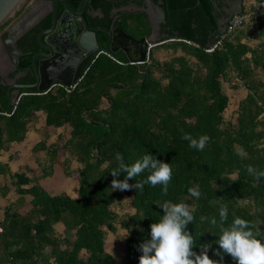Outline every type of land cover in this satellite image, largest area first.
<instances>
[{
  "label": "trees",
  "instance_id": "1",
  "mask_svg": "<svg viewBox=\"0 0 264 264\" xmlns=\"http://www.w3.org/2000/svg\"><path fill=\"white\" fill-rule=\"evenodd\" d=\"M69 1L74 8L80 3ZM152 1L165 11L163 31L167 33L155 47L167 45L163 48L173 51L171 58L160 61L152 48L141 72L126 57L108 50L109 36L98 30L96 36L103 51L89 63L75 88H24L25 94L8 110L0 105V154L11 142L23 140L38 111L45 113L46 136L48 130L60 127L69 128L70 134L61 146L46 145V137L37 144L36 149L45 150L50 162L39 175L30 166L11 172L8 163L0 161V174H9L22 200L31 196L27 211L15 204L6 207L0 221V247H4L0 249V263L119 264L107 250L106 239L108 230H117L119 214L114 204L125 197H132L135 211L119 222L121 228L130 231L124 238L122 264H138L140 244L150 237L151 223L162 215L160 203L164 201H183L194 210V220L187 227L197 242L195 250L201 251V245L210 243L209 255L222 260V264L236 261L222 249L219 254L215 251L219 248L216 240L221 230V204L228 205L225 226L234 216H242L264 232V177L257 180L247 171L249 164L264 169V80L258 75V69H264V12L208 52L205 48L215 41L212 34L218 29L219 19L213 0ZM112 2L89 0L105 13L97 19L88 15L90 22L109 27ZM44 22L49 26L51 15ZM255 23L259 28L252 34ZM119 25L136 38L151 32L144 12L127 13ZM255 34L260 41L252 46L248 39ZM37 48L35 33L23 47L20 67L32 65ZM157 70L159 75L155 74ZM232 78L240 81L247 93L239 102L235 120L226 121L224 112L230 96L223 81ZM132 93L136 96L127 100ZM185 133L197 140L207 134L209 139L200 149L190 145ZM66 153L78 163L77 197L65 191L53 194L39 181L54 174V163ZM145 153L172 164L167 193L161 184L150 183L140 189L113 190L110 169L118 164L117 154L132 164ZM148 174L145 170L129 182L143 181ZM125 176L121 171L119 178ZM190 187L198 188L201 195L189 193ZM2 188L5 191L10 186ZM213 217L216 224L211 223ZM57 223L64 226L60 233Z\"/></svg>",
  "mask_w": 264,
  "mask_h": 264
},
{
  "label": "water",
  "instance_id": "2",
  "mask_svg": "<svg viewBox=\"0 0 264 264\" xmlns=\"http://www.w3.org/2000/svg\"><path fill=\"white\" fill-rule=\"evenodd\" d=\"M23 0H0V26L16 11ZM89 0H81L78 9H75L67 0H36L29 9L25 11L11 26L0 34V46L6 44L16 51L15 41L21 36L22 31H17L18 26H23L30 19L31 11L41 6H47L52 14V24L49 29L38 33L39 49L32 56V66L36 76L34 83L17 84L18 91L15 98L5 106L1 99L2 110H8L16 104L19 95L25 94L21 91L23 88L37 87L39 91H47L55 84L71 85L78 82L84 75L86 65L94 59L101 49L97 40L96 31L101 28H92L87 25L84 11ZM147 6L130 7L133 12L144 11L148 15L151 25V33L147 37L140 39L126 33L120 27L111 26L107 30L109 43L107 49L119 55L123 53L130 64H135L141 72H144L151 49L162 43V37L167 34L159 35V19L165 21V11L157 5L155 8L159 13V18L154 15V4L152 0H146ZM230 2V1H229ZM64 5V11L59 16V4ZM217 6V2L214 1ZM233 7L228 11L230 16L240 13L243 10V1L234 0ZM228 18L220 17L218 19V29L212 34L213 39H218L220 34L227 28ZM29 24H26L28 26ZM46 49L47 51L43 50ZM42 55L47 58H41L37 61V56ZM84 55L83 60L81 56ZM11 63L18 66L19 59L11 56ZM9 63V61H8ZM75 74L73 75V73ZM5 76V73L2 75ZM53 84V85H52ZM136 93H132L126 99L132 100Z\"/></svg>",
  "mask_w": 264,
  "mask_h": 264
},
{
  "label": "clouds",
  "instance_id": "3",
  "mask_svg": "<svg viewBox=\"0 0 264 264\" xmlns=\"http://www.w3.org/2000/svg\"><path fill=\"white\" fill-rule=\"evenodd\" d=\"M184 138L190 141L192 147L203 149L205 142L209 139L207 134L200 136L199 140L185 133ZM118 164L111 168L113 179L112 189H128L135 187L143 188L144 184H161L162 191L167 193L168 183L172 178V164L166 160L158 159L152 153H145L134 163L127 164L121 155L117 154ZM148 170L147 177L134 184L129 178L138 177L142 172ZM121 171L126 172L123 179L119 178ZM247 171L257 180L264 177V169L247 165ZM189 193L199 197L201 192L196 187H190ZM164 209L162 215L151 223L150 237L145 238L140 244L141 255L138 264H222L209 255L210 243L201 245V251L195 250L197 244L193 232L187 227L194 220V210L183 201L160 203ZM220 234L216 243L219 254L222 249L224 253L230 254L236 264H264V232L252 226L251 221L242 217L234 216L232 222L227 226L223 221L228 218V205L221 204L219 210ZM206 219V217L204 218ZM212 224L217 220L213 217ZM130 234V231L124 236Z\"/></svg>",
  "mask_w": 264,
  "mask_h": 264
},
{
  "label": "flooded vegetation",
  "instance_id": "4",
  "mask_svg": "<svg viewBox=\"0 0 264 264\" xmlns=\"http://www.w3.org/2000/svg\"><path fill=\"white\" fill-rule=\"evenodd\" d=\"M34 1H36V0H34ZM67 1L71 4V1H69V0H67ZM111 1H113V2H112V7L110 8V11H109V16L112 17V23L109 27H106V26L101 27V26H98V25L90 22L88 15H90L91 18L97 19V18H103L105 16V13L102 10H100L99 8L92 6L88 1L87 5H86V9L84 11L85 20H86V23L88 26H90L92 28H101L99 30H103L106 32L107 30L112 29L111 26L120 27L119 23L121 22V20H123L124 15H126L127 13H130V12H133V11L129 10L128 7H130L132 9V7L147 6L146 0H111ZM213 1L217 2L216 7H217V12H218L219 18L220 17H224V18L229 17V19H230L231 16H230V13L228 11H230V9L233 7L232 2L234 0H213ZM242 1L244 2V0H242ZM33 2H31V4ZM116 3L118 4V6H116ZM31 4H29L27 7H25L18 14V16L15 18V20L11 24H13L25 11H27L29 9V7L31 6ZM153 4H154V9H155L154 15L156 18H159V13L155 7L157 5L160 6V4L155 3V2H153ZM88 6H90V7H88ZM78 7H79V4L77 7H75V9H78ZM64 9H65L64 5L62 3H60L59 4V16H61ZM36 11H37V13H35V10H32L31 11L32 14L30 15L31 18L26 20V22H27L26 24H29L28 26H26V24H25L23 26L17 27V31H22V34L14 42L16 45V51L12 50V48L9 47L8 45H6L5 43L2 44V46H0V99H1L2 103H5V106H7L15 98L16 93L18 91V88L16 86L17 84L34 83L36 81V76H35L32 65L26 69L20 67V65H19L20 59L24 54L23 47H26V45L29 44L30 41H32L34 39L35 33H36V37H37L38 33L40 31L49 29L51 27V24H52V20H51V24L49 26L46 25V23L44 22V20L46 18H48L50 15H51V19H52V14H51L52 11L49 12V9L47 6H45V5L41 6V7L37 8ZM137 12H144V11H137ZM144 13L146 14V18L148 19L147 13L146 12H144ZM165 22H166V19H165V21L159 19V28H160L159 34L160 35L167 34L165 31H163V24H165ZM11 24L9 26H11ZM227 24H228V22H227ZM104 25H106V22L104 23ZM121 29L123 30V28H121ZM4 31H5V29L2 32H4ZM123 31H125V30H123ZM2 32H0V34ZM126 33H128V32H126ZM128 34H130V33H128ZM137 39H140V38H137ZM99 45H100V43H99ZM39 47L40 46H39V42H38V48L34 49L33 51L36 52L39 49ZM43 50L47 51L44 48H43ZM119 55L126 57L123 53H120ZM11 56H16L17 60L19 59L17 67L15 66V64L11 63V61H10ZM81 57H82L81 60H83L84 55H82ZM41 58H47V57L39 55V56H37V61H39ZM8 61H9V63H8ZM89 63L85 67L86 70L88 69ZM75 72L76 71H74L73 75L75 74ZM3 73H5L4 77L2 76ZM25 80H29V82L25 81ZM23 90H24V88L21 91H23Z\"/></svg>",
  "mask_w": 264,
  "mask_h": 264
},
{
  "label": "rangeland",
  "instance_id": "5",
  "mask_svg": "<svg viewBox=\"0 0 264 264\" xmlns=\"http://www.w3.org/2000/svg\"><path fill=\"white\" fill-rule=\"evenodd\" d=\"M30 0H23L16 11L7 19L8 23L2 24L0 26V32H2L4 29H6L18 16V14L27 6V3ZM253 28H251L252 31H257L259 26L257 23L253 24ZM244 27V26H243ZM249 30V28H245ZM256 37V34L254 35ZM252 39H248L252 41ZM254 42V41H252ZM253 44V43H251ZM167 45H163L162 47H153L154 55L157 59L160 61H164L165 59L171 58L174 53L169 48H163ZM156 75H159V70L155 72ZM258 75L260 78L264 80V69H258ZM166 81V79H165ZM224 90L228 93L230 96V102L228 107L226 108L224 112V116L226 121H234L235 117L237 116L236 110L239 105V102L245 97L247 93V89L241 84L240 81L236 80V78H232L228 81H223ZM42 119L43 114L41 111H39L34 118L37 120ZM58 132H62L63 135H59ZM50 138L47 139V141H54L52 142L54 145H62L65 140L70 136L69 129H66L64 127H60L58 129H51L49 132ZM51 143V144H52ZM50 144V145H51ZM45 162L50 163L49 159L45 158ZM59 166H56L57 172L55 171L54 174L50 175L51 177L45 178V185L46 187L52 191V192H59V191H68L71 196L74 195L75 188L70 187V184L73 182L78 181V177L75 176L76 170L79 168L77 161H75L70 155L68 156V153H66L64 156L61 157L60 162H57ZM65 167L67 170H65ZM62 179V180H61ZM79 182V181H78ZM19 208V206H17ZM114 207L116 208L119 218L116 222L117 230L116 232H112L108 230L107 233V239H106V247L107 250L113 253V255L116 257V260L119 264H122L125 262V256H124V236L128 233V230L125 228L120 227V219L126 216L129 213H132L135 211L133 204H132V197H125L124 199H121L119 202H116L114 204ZM1 231V230H0Z\"/></svg>",
  "mask_w": 264,
  "mask_h": 264
},
{
  "label": "crops",
  "instance_id": "6",
  "mask_svg": "<svg viewBox=\"0 0 264 264\" xmlns=\"http://www.w3.org/2000/svg\"><path fill=\"white\" fill-rule=\"evenodd\" d=\"M249 4L247 0H244L243 2V10L248 8ZM254 25L251 27L253 28ZM160 29V28H159ZM256 31H252V34L255 33ZM159 34V33H158ZM160 35V34H159ZM251 38L252 41H249V43L252 46L257 44L260 40L258 37L252 36ZM250 38V39H251ZM245 40V39H243ZM53 87V86H52ZM39 112V111H38ZM37 112V113H38ZM42 112V111H41ZM42 119L37 120L36 118H33V120L30 122L29 128L26 131L25 137L21 141H13L9 144L8 149H3L0 154V161L4 163H8L10 171L15 172L18 170L23 169V167L30 166L33 168V172H35L37 175L41 173V170L50 163L45 162V158H47V153L45 150H37L36 146L37 144L41 141V139L46 137V145H50L52 142L47 141L48 138H50V134L47 136L45 135V126H44V121H45V113H43ZM69 129V128H66ZM48 131H51L48 130ZM59 135L63 134L62 132H58ZM60 162V161H59ZM56 166H59L58 163H54V170L57 172ZM55 173V172H54ZM29 176L32 175L31 172L27 173ZM51 176H46V177H41L39 179L40 183L47 189L49 190L46 185H45V178H48ZM62 180V179H61ZM4 185H9L10 188L4 191L2 186ZM75 188L74 191V197L78 196V181L73 182L70 184V187ZM16 187L11 184L10 182V177L9 174H0V221L4 218L5 215V210L6 207L15 204V206H19V209L27 211L31 208V203H30V195H26L25 198L22 200V198L17 194L16 192ZM50 191V190H49ZM51 193H59V192H52ZM65 192L69 193L68 191L65 190ZM70 194V193H69ZM26 199V200H25ZM25 200V201H24ZM23 202V203H21ZM17 204V205H16ZM1 226V225H0ZM56 229L58 230V233L63 231V224L62 223H57L55 224ZM4 249V247L1 245L0 249ZM0 264H12L11 261H5ZM38 264H44L43 262L38 263Z\"/></svg>",
  "mask_w": 264,
  "mask_h": 264
},
{
  "label": "built area",
  "instance_id": "7",
  "mask_svg": "<svg viewBox=\"0 0 264 264\" xmlns=\"http://www.w3.org/2000/svg\"><path fill=\"white\" fill-rule=\"evenodd\" d=\"M249 7L242 10L240 13H235L231 16V18L228 21L227 28L224 32H222L218 39H216L209 47H206L205 50L208 52L214 51L216 48H218L221 43L224 41V39L232 34L236 29L242 28L245 24L250 22L258 13L264 12V0H247ZM177 39V38H171ZM186 40V39H183ZM190 42L189 40H186ZM111 57L115 58L111 54H109ZM76 82H73L71 85H63V84H55L54 87H63L66 91H71L73 88L76 87ZM22 95H19L16 103L20 99ZM3 113L7 114L6 111H3ZM0 230H2V227L0 226Z\"/></svg>",
  "mask_w": 264,
  "mask_h": 264
}]
</instances>
